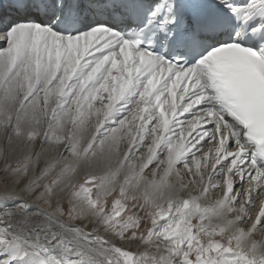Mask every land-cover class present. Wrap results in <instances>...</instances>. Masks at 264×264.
Returning a JSON list of instances; mask_svg holds the SVG:
<instances>
[{
  "label": "snow or ice",
  "instance_id": "1",
  "mask_svg": "<svg viewBox=\"0 0 264 264\" xmlns=\"http://www.w3.org/2000/svg\"><path fill=\"white\" fill-rule=\"evenodd\" d=\"M0 264H264V0H0Z\"/></svg>",
  "mask_w": 264,
  "mask_h": 264
},
{
  "label": "bare ground",
  "instance_id": "2",
  "mask_svg": "<svg viewBox=\"0 0 264 264\" xmlns=\"http://www.w3.org/2000/svg\"><path fill=\"white\" fill-rule=\"evenodd\" d=\"M257 239H260V237H257Z\"/></svg>",
  "mask_w": 264,
  "mask_h": 264
}]
</instances>
